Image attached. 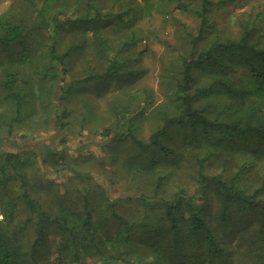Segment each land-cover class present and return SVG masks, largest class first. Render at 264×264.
Wrapping results in <instances>:
<instances>
[{"label": "trees", "instance_id": "trees-1", "mask_svg": "<svg viewBox=\"0 0 264 264\" xmlns=\"http://www.w3.org/2000/svg\"><path fill=\"white\" fill-rule=\"evenodd\" d=\"M93 1L86 2L87 15L63 20L60 19L63 9L54 10L49 2H44L37 9L38 20L34 27L7 14L0 16V53L8 52L12 45L19 44L20 48L18 58L0 67V104H5L3 111L13 114L10 118H2L9 132L21 118L29 97L35 98L36 92L31 94V90L37 83L57 79L60 99L66 102L70 92L82 83L124 75L123 64L108 57L105 71L67 79L72 54L70 49L58 50L57 34L72 22H79L84 28L92 25L95 28L92 32L94 47L104 56L111 50L109 39L96 25L104 21ZM177 1L180 7L186 8L182 0ZM200 3L196 10L200 17L198 33L192 37L189 52L179 56L168 104L157 108L162 123L147 140L135 135L131 121L126 131L113 137L115 141L127 139L131 143L127 148L126 166L153 172L168 161L178 162L179 155L182 157L177 146L168 141L172 140L176 128L185 131L189 153L196 166L194 179L199 197L195 198L180 187L162 200L160 219L154 221L144 217L133 221L119 213L115 201L107 199L105 189L97 197L94 191L92 197V191L82 187L78 200L73 203L41 200L35 194V184L25 172L34 153L0 152V211L3 216L0 218V264H42L43 256L47 255L42 249L45 244L46 253L53 249L57 253L58 257L50 261L53 264L58 261L85 264L81 259L91 257L98 258V264L203 263L197 261L198 257H203L207 264H229L231 254L223 242L234 230L233 219L247 213L251 217L242 221L250 228L256 219V233L248 230L251 237L244 235L242 241L248 240V253L262 256L251 264H264V184L248 191L240 183L241 172L225 178L222 172L209 173L206 169L208 160L225 149L264 159V45L258 39L252 41L253 28L244 25L237 38L218 40L198 50L197 40L207 27V13L213 1L200 0ZM39 30L49 36L46 47L23 40L25 34L32 37L31 31ZM196 69L203 71L208 79L206 82L198 84ZM239 70L241 74L233 76ZM219 93L227 100L219 109L212 110L211 97ZM41 97L39 94L38 98ZM202 99L207 102L201 104ZM59 118L60 115L56 121ZM52 156L59 161V156ZM14 182L18 183L19 190L12 188ZM162 182L163 175L159 173L153 191L158 193ZM209 193L219 199L218 221L214 226L203 213V201ZM197 199L202 202L197 203ZM21 211L25 212L23 217L18 215ZM112 221L118 223L117 229L111 228ZM135 253L137 255L131 258ZM66 255L68 258L64 257Z\"/></svg>", "mask_w": 264, "mask_h": 264}, {"label": "rangeland", "instance_id": "rangeland-1", "mask_svg": "<svg viewBox=\"0 0 264 264\" xmlns=\"http://www.w3.org/2000/svg\"><path fill=\"white\" fill-rule=\"evenodd\" d=\"M182 1L186 8L180 7L177 0H94L104 21L96 25L109 39L111 50L104 56L94 47L92 32L95 28L92 25L84 28L83 24L72 22L57 34L58 50L70 49L72 54L67 79L105 71L108 57L123 64L124 75L82 83L70 92L66 102L60 99L57 79L37 83L31 90V94L36 92L35 98L31 94L28 96L22 116L10 132L2 118H10L13 114L3 111L5 104H0V152L34 153L25 172L37 185H34L35 194L41 200L73 203L78 200L82 187L89 188L92 197L94 191L97 197L105 189L107 199L115 201L122 216L133 221L144 217L155 221L163 216L162 200L169 198L176 189L183 187L195 198L199 197L194 179L196 166L189 153L185 131L176 128L172 140L168 141L177 146L182 157L179 155L178 162L168 161L153 172L126 166L127 148L131 143L127 139H113L118 132L126 131L129 121L135 135L144 140L162 123L157 108L168 104L179 56L189 52L192 37L197 35L200 26V17L196 13L200 0ZM212 1L207 13V27L197 40L198 50L218 40L237 38L244 25L253 28L252 41L258 39L264 45V0ZM44 2H49L54 10L63 9L62 20L88 14L87 0H0V16L7 14L34 27L38 20L37 9ZM89 14L93 17L92 12ZM31 32L34 33L32 37L25 34L23 40L29 39L46 47L50 40L47 33ZM19 52V44L12 45L8 52L2 51L0 67L8 60L18 58ZM241 72L239 70L233 76L238 77ZM195 75L198 84L208 80L198 69ZM39 94L41 98H38ZM224 96L219 93L211 97L212 110L224 104L227 100ZM206 102V99L200 101L201 104ZM58 115L60 118L56 121ZM52 155L59 156V161ZM206 169L209 173L222 172L225 178L241 172L240 183L248 191L264 184V159L248 154L220 150L208 160ZM159 173L163 175V182L156 193L153 189ZM17 184H12L14 190H19ZM200 202L197 199V203ZM218 203L214 193H209L203 201L204 217L211 226L218 221ZM1 213L0 218H3ZM24 214L21 211L18 215L23 217ZM249 217L250 213L236 216L232 224L234 230L223 242L231 254L229 264H251L262 257L260 253L256 256L248 253V240L242 241L244 235L251 237L248 230L256 233V219L250 228L242 221ZM118 227L116 221L111 222V228ZM47 248L46 244L42 247L47 254L43 256L42 264H53L50 261L58 257L57 253L54 249L46 253ZM64 257L68 258L67 255ZM81 260L85 264L99 263L94 257ZM197 261L207 264L203 257H198Z\"/></svg>", "mask_w": 264, "mask_h": 264}]
</instances>
